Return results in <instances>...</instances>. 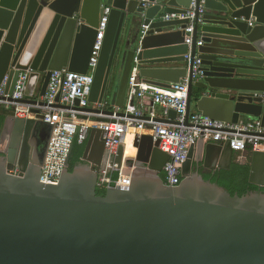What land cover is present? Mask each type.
Listing matches in <instances>:
<instances>
[{"label":"water","instance_id":"water-1","mask_svg":"<svg viewBox=\"0 0 264 264\" xmlns=\"http://www.w3.org/2000/svg\"><path fill=\"white\" fill-rule=\"evenodd\" d=\"M192 4L187 44L191 20L165 17L186 15ZM106 8L91 107L75 109L97 123L135 118L127 97L137 71L139 82L163 88L188 79L185 125L195 104L212 120H259L264 128V0H0V86L7 78L12 94L19 74L30 71L24 102L35 103L53 71L87 74ZM176 117L171 110L169 119ZM53 129L43 115L4 121L0 264H264V193L231 195L194 171L231 169L230 141L190 146L175 186L161 176L169 156L159 142L136 136L137 156L127 161L123 140L111 158L118 179L100 196L108 152L99 127L73 171L68 162L57 185L40 182ZM249 167V184L264 188V151L251 153Z\"/></svg>","mask_w":264,"mask_h":264},{"label":"built area","instance_id":"built-area-1","mask_svg":"<svg viewBox=\"0 0 264 264\" xmlns=\"http://www.w3.org/2000/svg\"><path fill=\"white\" fill-rule=\"evenodd\" d=\"M195 5L192 4L186 15H168L165 20L190 19L191 23L185 29L186 43L191 44L193 33V19ZM202 11V7L200 8ZM110 8H106L97 29V37L93 47L87 74L70 72L66 69L53 71L44 96L35 92V103L24 102L30 78V71L21 72L17 78L12 94L6 92L7 78L0 86V107L10 109L11 114L21 119H35L43 115L44 122L53 124L54 129L50 140L47 156L40 175V182L57 185L67 169L71 150L75 141L84 144L88 140L90 129L99 127L104 132L108 161L102 170L100 188L106 189L113 185L111 175L116 166L111 162L117 150L131 128L150 130V135L159 148L169 156V161L164 168L166 184L178 186L182 181V167L186 162L189 148L200 138L205 141H230L235 153L250 150L264 151V128L259 120H250L238 124L215 121L200 112H191L189 125H185L188 99V79L178 84H171L168 88L139 82L137 71L132 73L130 90L140 99L150 96L154 104L161 107L163 115L169 119V112L175 111L176 121L162 124L155 119L154 111L151 117L143 120L140 110L134 106L127 107V113L135 118H120L115 115L109 117L110 122L97 123L95 114L77 110L75 108H90L89 96L94 83V74L101 54L107 24L109 22ZM202 42H198L201 45ZM199 62H196V66ZM201 72L194 70V78L198 80ZM104 106V105H103ZM100 106V107H103ZM125 141V140H124ZM13 174L18 175L16 168Z\"/></svg>","mask_w":264,"mask_h":264},{"label":"trees","instance_id":"trees-1","mask_svg":"<svg viewBox=\"0 0 264 264\" xmlns=\"http://www.w3.org/2000/svg\"><path fill=\"white\" fill-rule=\"evenodd\" d=\"M7 113L4 108L0 109V132L3 127L4 121L7 117ZM85 150V143L79 144L77 141L74 142L71 154L69 157V170L73 171L74 168L80 164L83 153ZM197 170L196 165L194 166V171ZM199 170V169H198ZM200 174L204 177L206 181L216 183L219 186L226 189L231 195L238 194L240 196L252 193V192H263L264 188L259 189L251 184H249V164H241L236 162L232 165L229 170H217L211 171L200 167ZM119 174L117 172L111 175L112 180H117ZM164 179V174H163ZM98 195L104 196L106 193L105 189H98Z\"/></svg>","mask_w":264,"mask_h":264},{"label":"crops","instance_id":"crops-1","mask_svg":"<svg viewBox=\"0 0 264 264\" xmlns=\"http://www.w3.org/2000/svg\"><path fill=\"white\" fill-rule=\"evenodd\" d=\"M198 90H196L197 92ZM127 102H128V106L130 103L134 104V108L135 110H140L143 114V116L150 118L151 117V112L154 111V115H155V119L158 121V119H164V120H168L167 122H160L162 124H169L171 123V121L175 122L176 118L174 119H168L163 115L162 109L160 106L154 104L152 98L150 96H146L143 99H140L136 94L130 92L128 97H127ZM127 106V107H128ZM2 108V107H1ZM0 108V109H1ZM4 108V107H3ZM5 112L7 114H11L10 109L4 108ZM192 112H198L197 108L195 106V104L193 105V111ZM131 133L134 135V139L136 136H141V135H150V130L146 127L144 130H137L136 128H131L128 130L127 134L125 135V150H126V139H127V135ZM137 149V148H136ZM251 151L247 150L245 152H241V153H235L234 156V162H239L241 164H250V159H251ZM124 158L127 159V161H133L135 158L133 157H126L125 156V151H124ZM164 174V173H163Z\"/></svg>","mask_w":264,"mask_h":264},{"label":"bare ground","instance_id":"bare-ground-1","mask_svg":"<svg viewBox=\"0 0 264 264\" xmlns=\"http://www.w3.org/2000/svg\"><path fill=\"white\" fill-rule=\"evenodd\" d=\"M133 142H134V135L129 133L127 135V139H126V144H127L126 150H125V156L126 157L136 158V156H137V149L133 145Z\"/></svg>","mask_w":264,"mask_h":264},{"label":"flooded vegetation","instance_id":"flooded-vegetation-1","mask_svg":"<svg viewBox=\"0 0 264 264\" xmlns=\"http://www.w3.org/2000/svg\"><path fill=\"white\" fill-rule=\"evenodd\" d=\"M80 163H81V162H80ZM200 167H202V166H200ZM200 167H199V170H200ZM202 168H203V167H202ZM197 170H198V169H197ZM197 170H195V171H197ZM199 170H198V171H199ZM199 173H200V171H199ZM161 176L163 177V174H162Z\"/></svg>","mask_w":264,"mask_h":264}]
</instances>
